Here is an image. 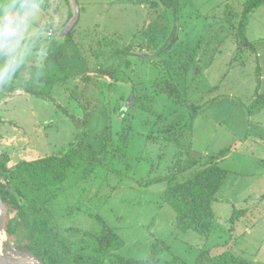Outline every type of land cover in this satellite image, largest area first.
<instances>
[{
    "label": "rangeland",
    "instance_id": "1",
    "mask_svg": "<svg viewBox=\"0 0 264 264\" xmlns=\"http://www.w3.org/2000/svg\"><path fill=\"white\" fill-rule=\"evenodd\" d=\"M218 1L179 0L174 14L134 0H51L59 17L53 40L61 42L71 31V43L63 49L66 59L74 67L79 61L84 71H108L116 77L99 82L97 90H78L73 99L66 89L78 79L80 70L74 68L67 83L49 90L54 103L20 92L0 100V158L8 157L9 167L61 155L70 145L101 163L83 181L86 163L81 164L70 178L77 186L50 202L60 228L97 232L99 217L122 240L116 255L124 259L144 260L155 243L165 248L156 264H211V257L224 251L264 264V110L254 117L245 110L257 85L264 95V24L256 23L264 14V0L253 21L244 24L253 50L238 43L245 2L212 7ZM174 38L172 48L163 51ZM150 41L154 51L124 50ZM162 77L177 84L187 104L200 106L213 99L216 104L202 108L192 121L185 107L155 94L154 81ZM149 98L153 100L147 103ZM140 103L152 112L138 108ZM62 107L79 117L92 114L83 129H76ZM228 147L219 162L227 178L213 205L216 224L209 239L177 230L174 212L162 200L167 183L160 179L172 175L179 161L200 157L205 163L207 155ZM190 174L179 175L177 182ZM67 207L78 214L65 217ZM243 209L247 216L232 225V214ZM0 252L27 254L6 236ZM106 264L116 263L109 259Z\"/></svg>",
    "mask_w": 264,
    "mask_h": 264
},
{
    "label": "trees",
    "instance_id": "2",
    "mask_svg": "<svg viewBox=\"0 0 264 264\" xmlns=\"http://www.w3.org/2000/svg\"><path fill=\"white\" fill-rule=\"evenodd\" d=\"M134 1L138 5H149L152 8L160 7L165 12L178 14L179 0ZM262 1L247 0L244 3L238 31L240 38L238 43L241 47L253 50V45L245 37L244 28L246 25L244 26V24L249 13L263 4ZM47 2L50 3L51 0H47ZM70 36L71 31L67 33L65 40L61 42L52 41L44 61L45 71L42 77L36 80L32 79L30 72L35 67L32 66L25 76V81H20L13 87L0 88V100L20 92L47 103H54L55 98L49 93V90L67 83L74 68L80 70L76 74L78 79L74 81L71 88L66 89L69 97L73 99H76L75 94L78 90L87 88L97 90L99 82L107 80L109 76L112 79L116 78L114 74L108 71H84L79 61L78 66L74 67L66 59L63 50L65 44L71 43ZM176 39L174 38L163 51L170 50L176 43ZM151 43L152 41L132 44L125 47L124 50L126 53L154 51L155 46ZM24 75L25 73H23V77ZM20 78H22V74ZM111 86L112 83L109 84V87ZM153 86L156 95H164L172 99L177 105L185 107L192 121L198 116L197 112L202 108L216 104L214 99L200 106L187 104L177 84L168 77L155 80ZM258 90L257 85L254 99L245 107L248 117H254L264 110V95H259ZM152 100V98L145 99L147 103ZM147 107L148 105L144 103L138 105V108L151 113L152 110ZM59 109L73 122L76 129H83L89 115L92 114L86 111L79 117L64 107ZM108 132L110 133L109 128ZM127 132L128 130L126 135ZM100 135L103 137V134ZM230 150L231 147H228L215 155H207L205 163L200 157L188 159L183 164L179 161L175 164L176 167L172 175L160 179L167 183L162 194V200L164 204L172 208L175 215L174 226L177 230L192 231L202 240L209 239L216 224L213 205L217 202V194L227 178V171L219 167V162ZM8 161V157L0 158V196L6 208L3 230L8 241L14 243L19 251L32 255L42 264H106L109 259H113L116 264H156L158 262L159 255L165 248H158L155 243L150 245L144 260H130L117 256L116 252L123 247V242L119 235L99 217L95 219L97 225L100 226L97 232L82 231L75 227L60 228L59 218L54 215L49 207L50 202L59 198L65 190L74 189L77 186V182H71L70 178L75 169H80L81 164L86 163V167L82 170L81 181L94 176L97 169L101 167V163L87 159L82 148H74L70 145V148L61 155H49L32 161H21L12 167L8 166ZM262 164L264 166V160ZM196 168L199 169L195 170ZM189 172L191 174L185 181L177 182L179 175H186ZM39 196L43 199H39ZM75 214H78V211H75L73 207H67L65 217ZM247 214V209L235 211L229 222L235 225ZM77 237L79 239L74 241L73 239ZM210 261L211 264H253L252 261L236 256L230 251L214 255Z\"/></svg>",
    "mask_w": 264,
    "mask_h": 264
},
{
    "label": "clouds",
    "instance_id": "3",
    "mask_svg": "<svg viewBox=\"0 0 264 264\" xmlns=\"http://www.w3.org/2000/svg\"><path fill=\"white\" fill-rule=\"evenodd\" d=\"M47 0H0V88L20 82L34 65L32 79L44 75L58 16Z\"/></svg>",
    "mask_w": 264,
    "mask_h": 264
},
{
    "label": "water",
    "instance_id": "4",
    "mask_svg": "<svg viewBox=\"0 0 264 264\" xmlns=\"http://www.w3.org/2000/svg\"><path fill=\"white\" fill-rule=\"evenodd\" d=\"M5 216H6V208L3 204L1 196H0V233H3L4 235H5V233L3 230V225H4ZM36 260H37L38 264H42L38 259H36ZM0 264H33V263L24 262V261L20 260L19 258L6 256L2 252H0Z\"/></svg>",
    "mask_w": 264,
    "mask_h": 264
},
{
    "label": "crops",
    "instance_id": "5",
    "mask_svg": "<svg viewBox=\"0 0 264 264\" xmlns=\"http://www.w3.org/2000/svg\"><path fill=\"white\" fill-rule=\"evenodd\" d=\"M247 0H243V2H246ZM233 2H235V0H220V1H218V2H216V5L214 6H212V7H215L216 8V6H218L219 4H224V5H229V4H231V3H233ZM242 2V3H243ZM262 5V4H261ZM262 11L264 12V8L262 9ZM255 12H256V8H254L250 13H249V16H248V19H247V25H248V20H251V21H253V19L252 18H255V16H254V14H255ZM259 19H260V22H256V23H261L262 25L264 24V14H260V17H259ZM247 25H246V29H247ZM245 37L247 38V35H246V30H245ZM258 40L260 41V38H258Z\"/></svg>",
    "mask_w": 264,
    "mask_h": 264
},
{
    "label": "bare ground",
    "instance_id": "6",
    "mask_svg": "<svg viewBox=\"0 0 264 264\" xmlns=\"http://www.w3.org/2000/svg\"><path fill=\"white\" fill-rule=\"evenodd\" d=\"M3 241H5V235L3 233H0V245L2 244ZM13 257L19 258L20 260L24 262L38 264L37 260L30 254H23V255H17V256L15 255Z\"/></svg>",
    "mask_w": 264,
    "mask_h": 264
}]
</instances>
